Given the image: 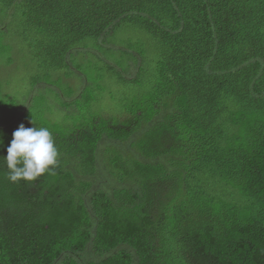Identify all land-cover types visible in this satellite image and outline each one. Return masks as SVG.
Wrapping results in <instances>:
<instances>
[{"label": "trees", "instance_id": "obj_1", "mask_svg": "<svg viewBox=\"0 0 264 264\" xmlns=\"http://www.w3.org/2000/svg\"><path fill=\"white\" fill-rule=\"evenodd\" d=\"M19 58L0 264H264V0H0V68ZM21 123L58 161L12 182Z\"/></svg>", "mask_w": 264, "mask_h": 264}, {"label": "clouds", "instance_id": "obj_2", "mask_svg": "<svg viewBox=\"0 0 264 264\" xmlns=\"http://www.w3.org/2000/svg\"><path fill=\"white\" fill-rule=\"evenodd\" d=\"M30 123L34 125L33 120ZM6 153L2 158L12 182L35 181L45 173L51 174L58 161V149L48 128L25 127L23 123L12 133Z\"/></svg>", "mask_w": 264, "mask_h": 264}, {"label": "rangeland", "instance_id": "obj_3", "mask_svg": "<svg viewBox=\"0 0 264 264\" xmlns=\"http://www.w3.org/2000/svg\"><path fill=\"white\" fill-rule=\"evenodd\" d=\"M126 36H133V33L130 34H124ZM24 58H19L17 60L16 63H13V65L11 67H1L0 68V82L2 85H5V89L8 88L10 90V92H19L23 89V86L25 83H27L29 81V79L33 76H30V72L29 69H24L23 68V64L21 63V61H23ZM22 85V86H21ZM118 88L111 89V92L109 93V95L112 94L113 99L117 98V95L120 93V91L118 90ZM125 91V90H124ZM124 95H121L118 98V101H120L123 98ZM110 110H117L116 109V105L109 103L108 101H104L102 102V104H100L97 108L96 111L99 112L101 114V112H105V111H110Z\"/></svg>", "mask_w": 264, "mask_h": 264}]
</instances>
